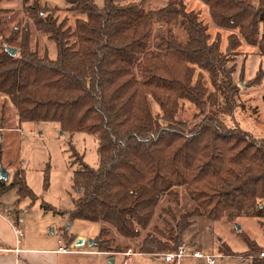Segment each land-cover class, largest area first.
<instances>
[{
  "label": "trees",
  "instance_id": "obj_1",
  "mask_svg": "<svg viewBox=\"0 0 264 264\" xmlns=\"http://www.w3.org/2000/svg\"><path fill=\"white\" fill-rule=\"evenodd\" d=\"M63 1L67 11L81 16L73 29L66 20L58 22L57 10L23 0L28 20L55 44V59L30 50L28 26L6 36L0 9V95L13 104L19 124L56 123L70 137L85 133L97 140L96 168L72 149L70 167L78 168L71 176V210L42 203L43 211L70 222L104 224L92 239L100 253H121L118 238L138 241V254L176 251L199 216L230 223L254 219L264 234V139L223 122L234 113L237 90L232 69L225 68L227 54L219 52L218 40L208 43L198 14L173 1L155 12L141 2L104 0L98 8L93 0ZM201 1L217 27L238 29L264 56V0ZM155 21L165 26L156 50ZM178 27L184 42L173 32ZM195 68L209 74L214 92L200 76L194 79ZM181 100L198 110L193 123L176 119ZM11 189L17 193L16 215L22 200H37L21 167L10 182L0 181V199ZM162 200L166 206L157 217L163 227H151ZM182 200L193 208L182 209ZM239 235L245 256L264 264V246ZM61 237H68L65 230Z\"/></svg>",
  "mask_w": 264,
  "mask_h": 264
},
{
  "label": "rangeland",
  "instance_id": "obj_2",
  "mask_svg": "<svg viewBox=\"0 0 264 264\" xmlns=\"http://www.w3.org/2000/svg\"><path fill=\"white\" fill-rule=\"evenodd\" d=\"M34 1L36 0H28V5H33ZM37 1L40 8H45L47 11L57 10L54 16L57 17L58 22L66 20L67 26L71 29L74 28L75 20L81 18L80 15L67 11L68 6L63 0ZM93 1L98 8L103 7L104 0ZM172 1L175 4L184 5L187 12L197 13L199 20L206 27L209 36L208 43L218 40L219 52L227 54L229 61L225 68L227 70L232 69V87L236 88L237 95L234 101V113L231 116L222 117L223 122L228 127L238 126L254 137L264 139V56H261L255 47L246 44L238 29L230 30L217 27L211 19L209 7L201 0H123L124 3L141 2L148 12L158 11ZM246 1L252 2L254 0ZM0 9L4 10L2 29L6 36L16 26L21 29L28 26L30 50L36 51L39 56L47 54L50 59H55V44L48 40L45 35L36 31L33 22L28 20L24 12L23 0H3L0 3ZM164 31V23L155 21L151 49H160L159 39ZM173 32L180 41L186 40L182 27L174 29ZM230 44H237L238 46L231 50ZM198 76L201 77L202 84L209 92H214L209 74L195 68L194 79ZM151 106L154 114L159 113V108L155 103H152ZM197 113L198 110L192 103L181 100L176 119L193 123ZM0 119H3L5 121L4 126L9 128H13L17 124L20 125L18 132L20 142L11 137L12 140H9L5 145L8 148L5 152L4 162H10H7L4 168L9 174L8 182L11 181L16 169L21 167L25 171L27 186L37 198L32 205H30L29 199H24L16 206V209L19 210L18 218L26 227V234L39 232L46 239L60 236L62 242L65 243L71 240L69 234L85 232L92 237L97 235L104 224L84 221L70 222L66 217L44 212L41 208V204L45 203L57 210H71V200L76 197L71 186V176L72 172L78 168L77 164L70 167L72 149L83 157V162L86 165L96 168L98 165L96 138L85 133H75L70 137L69 134L62 132L56 123L19 124L13 104L1 95ZM177 192L182 197L181 199L186 198L183 188H179ZM185 200L181 201L180 207L188 211L193 206ZM16 201V190L11 189L2 196L0 205L12 210ZM165 206L166 200H162L151 227L157 226L160 229L163 227L157 216ZM171 206L175 207L174 203H171ZM2 211L7 213L4 209ZM236 227H239L240 230L237 231ZM63 230L68 236L64 239L61 237ZM239 232H243L258 245L264 246V234L254 219L240 218L235 223H230L225 220L210 221L203 216L195 218V224L186 230L180 244H188L195 250L213 256L216 264H252V258L245 256L247 247ZM117 241L122 251L120 254L131 251L133 255H136L133 257V264H162L158 257L167 253L138 254V241L120 238ZM118 260L120 262L121 258ZM180 264H206V262L204 259L183 258Z\"/></svg>",
  "mask_w": 264,
  "mask_h": 264
},
{
  "label": "crops",
  "instance_id": "obj_3",
  "mask_svg": "<svg viewBox=\"0 0 264 264\" xmlns=\"http://www.w3.org/2000/svg\"><path fill=\"white\" fill-rule=\"evenodd\" d=\"M0 166L6 167L7 162H4L6 157V150L8 147L5 145L15 138L19 141L20 125L13 128L4 126L5 121L0 119ZM6 210L4 213L2 210ZM19 211V210H18ZM18 213V212H17ZM18 215L14 214L11 209L5 208L0 205V264H121L122 256L120 253H100L96 252L92 247H85L77 249L74 253H61L58 251L60 247L71 245L72 241L81 237L84 239H93L95 236L77 232L69 234L70 241L68 243L62 242L60 236L56 238H44L43 235L36 232L34 234H26L25 226L20 222ZM20 229L23 232V237L20 242H17L15 229ZM66 245V246H65ZM132 256L133 264L134 259ZM143 258L141 256H138ZM118 258H121L119 262ZM146 259V258H144ZM112 260V263H110Z\"/></svg>",
  "mask_w": 264,
  "mask_h": 264
},
{
  "label": "built area",
  "instance_id": "obj_4",
  "mask_svg": "<svg viewBox=\"0 0 264 264\" xmlns=\"http://www.w3.org/2000/svg\"><path fill=\"white\" fill-rule=\"evenodd\" d=\"M15 234L17 237V242L19 243L21 238L23 237V232L20 229H15ZM77 249H73L71 248V246L69 247H60L58 249L59 252L61 253H74ZM122 256V263L121 264H130L132 261V252L128 251L125 253L121 254ZM159 261L162 264H180L181 260L183 258H193V259H204L206 264H216L214 257L205 253L200 252L199 250H195L193 249V247L191 248V246H189L188 244L182 243L180 244L176 251L173 252H168L160 257H158ZM259 258L264 259V253H261L259 255Z\"/></svg>",
  "mask_w": 264,
  "mask_h": 264
},
{
  "label": "water",
  "instance_id": "obj_5",
  "mask_svg": "<svg viewBox=\"0 0 264 264\" xmlns=\"http://www.w3.org/2000/svg\"><path fill=\"white\" fill-rule=\"evenodd\" d=\"M6 52L9 53L11 56H15L16 55V50L15 49L7 48ZM8 179H9L8 172L2 166H0V181L6 183V182H8ZM236 230L239 231L240 228L236 227ZM93 245H94V242H93L92 239L87 240V239H84V238H81V237H77L72 242L71 248H73V249H82V248H85V247H93ZM110 261H111L110 263H112V260H110Z\"/></svg>",
  "mask_w": 264,
  "mask_h": 264
}]
</instances>
